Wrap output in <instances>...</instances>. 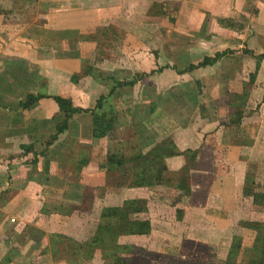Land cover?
I'll return each mask as SVG.
<instances>
[{
    "label": "crops",
    "instance_id": "crops-1",
    "mask_svg": "<svg viewBox=\"0 0 264 264\" xmlns=\"http://www.w3.org/2000/svg\"><path fill=\"white\" fill-rule=\"evenodd\" d=\"M132 15L142 23L155 22L165 29L158 36L159 48L145 50L148 40L143 39H149L151 32H135ZM119 21L129 26L123 38L128 41L126 45L130 44V52L140 49L147 60L134 62L135 73L130 72V78L119 77V70H123L120 62L106 67L104 60L96 58L100 56L96 52L100 40L104 44L115 40L112 32ZM105 27L109 28L105 39L85 40ZM139 40L143 43L134 48ZM204 59L209 60L207 65L198 67ZM13 60L22 61L19 68L11 66ZM83 60L89 61L94 74H82ZM9 70L25 77L22 86L12 85L9 75L5 78ZM135 74L145 75L128 89L139 82L148 83L146 93L145 87L141 89L144 111L127 115L131 113L125 103L129 93L123 92L127 88L122 89L116 99L124 101L126 122L112 133L113 137L92 138L90 117L75 114L68 120L66 131L46 147L59 118V107L49 97H61L73 107L86 110L107 93L112 77L128 81ZM0 75L4 78L0 82L1 264H107L98 253L90 261L75 263L67 256L54 259L42 251L51 234L73 235L76 241L79 237L85 241L86 233L95 234L97 223H89L86 217L96 209L112 207L105 203L107 193L100 198V209L94 204L99 201L96 189L106 186V155L118 153V149L125 157L132 153V148L128 151L117 138L123 131L131 135L130 140L142 154L173 135L181 151L198 149L199 155L197 167L189 172L188 193L171 187L167 194H161L159 187L120 191L124 194L120 205L127 200L146 201V211L134 217L148 221L150 233L119 237L117 253L127 256L129 264L135 262L130 254L119 251L121 247L129 251L139 248L145 258L147 253H160L157 264H208L213 259L230 262L228 249L233 238L228 243V236L226 251L220 257L221 237L215 244H208L210 249L213 244L220 249L213 256L208 255L209 248L205 255L189 245L192 255L174 242L168 245L162 239L169 227L164 216L172 210L168 214L175 221L170 227L176 235L181 232L177 229L180 225L201 228L181 224L187 215L204 211L207 216H224L220 204L206 203L204 207L203 199L212 193L235 196L232 189L237 187L232 185L237 183L242 165L246 167L254 160L253 153H264V0H0ZM73 75L79 76L76 83L71 80ZM93 78L102 88L97 94V86L95 91H87V86L96 85ZM28 93L44 98L30 111L15 108ZM151 102L157 103L152 112L148 109ZM238 111L239 124L228 127L229 119ZM191 128L204 130L197 144ZM208 143L211 147L206 151ZM203 150L215 151L213 164L203 165ZM229 162L236 171L232 169L230 176H216L218 169L229 166ZM238 191V199L253 204L251 197H242ZM74 222L77 225L72 226ZM221 224V220H212L205 230L212 236L225 230ZM255 237V231L243 228L232 263H248L254 255L251 249Z\"/></svg>",
    "mask_w": 264,
    "mask_h": 264
},
{
    "label": "trees",
    "instance_id": "trees-1",
    "mask_svg": "<svg viewBox=\"0 0 264 264\" xmlns=\"http://www.w3.org/2000/svg\"><path fill=\"white\" fill-rule=\"evenodd\" d=\"M35 2V0H29ZM108 27L102 28L93 35H88L86 41H99L100 37L105 39L108 36ZM103 43L100 40L98 47ZM104 44V43H103ZM209 60L204 59L198 67L207 65ZM12 67L19 68L22 61H10ZM14 65V66H13ZM92 66H89L88 60L82 61V74L88 75L92 72ZM161 69H158V72ZM4 74V73H2ZM153 74V73H150ZM6 75H9L12 80V85L22 86L25 77L19 74H15L13 70L9 72L5 71ZM145 74H135L131 80H117L113 77L111 80V86L106 88L107 93L100 95L94 102L91 108L86 110L75 108L72 106L69 100L63 99L58 96H52L53 101L59 107V118L55 125V133L50 136V140L46 143V147L50 146L58 137V135L64 133L67 129L68 120L75 114H87L90 117L91 123V137L100 139L104 137L111 138L113 132L118 130L123 124H125V111H117L109 100L117 98L118 94L121 93L124 88H132ZM79 76L73 75L71 77L72 82L76 83ZM1 79V75H0ZM1 82V81H0ZM44 98V96L26 94L23 99L17 102L18 108L22 111H30L37 105L38 101ZM158 98V96H157ZM156 98V99H157ZM154 101V100H153ZM112 103V102H111ZM156 102H151L149 110L152 112L156 108ZM239 113V114H238ZM241 114L238 111L235 117L229 119L227 126H234L239 124ZM221 126H226L221 124ZM179 148L176 140H171L169 137L159 142H156L150 150L142 154L138 146L132 147V153L125 157L123 152L118 149L117 152H108L106 155L105 166L107 171L110 169L120 170L126 163L132 161L136 157L143 158L144 168L143 171L138 175L132 173V181L129 183H121L120 186H127L129 188L134 187H171L182 193H188L189 191V172L195 169V163L198 160L199 150L185 149L178 152ZM117 151V150H116ZM188 156L190 164L187 162L177 171V180L175 182L172 178L164 177L169 172L167 168V160L173 159L175 156ZM193 160V161H192ZM48 164H46L47 166ZM262 185L257 182L252 176L247 175L245 183L241 191L242 197H251L254 204H264V191L261 189ZM146 211V201L142 199H134L125 201L121 207H103L99 219L100 224L96 229L94 236L87 243L78 242L72 238H68L64 235L51 234L48 236V245L44 248L42 253L50 254L52 258H64L67 256L75 263L81 261H90L94 254L98 253L101 255V259L107 264H129L127 256L120 255L117 253V240L121 236H132V235H148L150 233V223L148 221H141L135 218L137 214ZM131 217V218H130ZM241 223V222H240ZM239 223V225H240ZM244 228L251 229L256 232L254 239L251 255L247 264H264V231L259 227H264L259 223H241ZM43 234L39 235L41 238ZM240 248L239 237H233L230 246L228 260L226 264L232 263L235 253ZM149 255V254H148ZM1 264V263H0Z\"/></svg>",
    "mask_w": 264,
    "mask_h": 264
},
{
    "label": "rangeland",
    "instance_id": "rangeland-1",
    "mask_svg": "<svg viewBox=\"0 0 264 264\" xmlns=\"http://www.w3.org/2000/svg\"><path fill=\"white\" fill-rule=\"evenodd\" d=\"M151 11V10H150ZM153 13L156 14V8L154 7ZM131 20H133V27L134 30H136L135 32H138L140 35L144 34V33H148L151 32V36L149 35V39H143V40H148L146 41V48H149L150 50H155L157 48L160 47V39H158V36H160V34H162V32L165 33V29H162L155 23V22H146V23H142L140 22V20H138L136 17H133V15L130 17ZM139 21V22H138ZM138 22V23H137ZM126 22L123 21H119L116 24V27L113 28V32L114 36H115V40L109 41L108 40V44H102L99 47V50L96 52H99L98 54L100 55L99 57H96L97 59L100 60H104V65L106 67H109L111 64H118L120 62V67H123V70H119L120 71V75L119 77H123L124 76L126 78H130L132 74L135 73V66H134V62H145L147 61L146 59H143V56L141 55V50L140 49H136V50H132L133 54L130 52V48L128 47L129 45L127 44V40H124L123 38V34L125 32V30L129 27L128 24H125ZM136 25V26H135ZM127 27V28H126ZM130 30V29H129ZM134 41H132L133 43ZM143 42L139 41H135L134 42V48H138L135 46V44H141ZM105 51V52H104ZM148 56V55H147ZM146 57V56H145ZM131 58V60H130ZM96 59V60H97ZM93 60V59H92ZM92 64V63H90ZM94 64V63H93ZM16 66V64H14ZM12 66V65H11ZM14 66V67H15ZM98 72H101V75H104V72L100 71L98 69ZM131 72V73H130ZM92 74L93 71H92ZM147 76V75H146ZM7 78V77H6ZM2 79L4 80L3 76H1L0 81L2 82ZM93 82L96 83V85H90L87 86V91H95V87L97 86L99 88L96 89V94L98 93L100 88L98 82L96 81V79L93 78L92 80ZM105 81V80H103ZM140 84L135 86V88L133 89H125L123 90V92H127L129 93L125 99V103H128L129 106L131 107V113L129 112L127 115H135L134 113H140L141 111H144V105L141 103L142 100V93H141V89L142 87H145V91L144 93H146V87H147V82L142 83L139 82ZM107 91V90H106ZM122 92V93H123ZM120 99V98H119ZM121 100V99H120ZM110 104H112L114 106V108L118 111L123 110V108L125 107L122 103H124V101L122 100L121 102L116 99L113 98L111 100H109ZM112 102V103H111ZM149 109V107H148ZM132 121V119H130ZM128 121V125H129ZM130 126V125H129ZM199 131L194 130L193 128H191L192 133L195 135V137L197 138V141L195 142L197 144V142H199V140H201V138H203V134L204 130L203 129H198ZM202 132V133H201ZM127 132H118L119 135H117L118 140L120 139V143L123 146L124 144L126 145V149H129L134 147V140H130V134H127ZM130 133V132H128ZM111 137H113V135H111ZM115 137V136H114ZM122 137V138H121ZM168 138V137H167ZM171 140H176L175 137H173V135H171V137H169ZM204 143V142H203ZM201 147V146H200ZM211 147V144L208 143L207 144V149L206 151ZM121 148V147H120ZM123 149V148H122ZM177 149V148H176ZM204 149V146H203ZM182 149L178 148L177 151L180 152ZM184 150V149H183ZM205 150H203V153L205 154V161L203 162V165H208L209 163L213 164V162H215L217 155H215V151L213 152H206ZM220 153H225L224 151L220 152ZM264 153H253V157L254 160L251 159L250 161H248L247 166L245 167V165H242L241 167V172H238V177L236 180V184L232 185L235 186L237 188H233L232 192L235 196H233L232 194L229 195H224V196H216V193H212L211 197L207 196L206 199H203V206L207 207L208 204H214V205H219L220 207L223 208L224 211V216H219V215H215V216H207V214L204 213V211H199L200 213H198L197 215L194 216H189L187 215L186 217H183V220L181 222V224H190V225H198L201 228H186L185 226H177L178 230H181L179 235H176L175 233H172L171 230L172 228L170 227L172 223H174L175 220H173L172 217H169L171 214H168V212L171 211H167V214L164 216L165 217V222L167 223L166 225L169 226L168 228V232H164L165 237H163L162 239L164 241H166V243H168V245H172L173 242L175 244V246H180L181 249L183 251H187L189 253L192 254L193 249H190L188 246L189 245H193L196 246L198 251H200L201 253L207 255V252L205 251L206 249L209 248L208 244H212V242L215 244L216 240L221 237V242H220V247H222L221 252L217 255L218 257H220V255H222L225 251H226V247L224 245H226L227 243V236H228V243L231 240V238L233 237H240V235L242 234V230H243V226H241V223H247V222H251V223H259L260 225H264V204L259 205V204H251L249 205L246 201V203L243 200L238 199V195H239V191L243 189L244 183H245V178L247 175L252 176L257 182H260L262 185V190L264 191ZM127 155L129 156V152L127 153ZM127 156V157H128ZM193 161V160H192ZM190 164V160L188 159V156L186 158L185 156H178V157H174L173 159L169 160L167 162L168 166V170L169 172L167 174H165L164 177L168 178H172V180L175 182V180H177V171H175V169L181 168V166H183L186 163ZM222 162V161H221ZM144 160L143 158H134L132 161L126 163L123 167L120 168V170L117 169H112L111 171H106L107 174V178H106V186H102L96 189V195H98L99 201H94V204L100 209L101 205H103V201L100 198H103L105 196V194L107 193V198L105 203L107 205H112V207L117 208V207H121L122 205H120L121 201L123 200L124 194H122L123 188H129L126 185L125 186H120L122 185L121 183L125 184L126 182L129 183L132 181V173L138 175V173L143 171L144 168ZM195 168L198 165V160L195 163ZM219 165V163H218ZM206 168V167H204ZM209 168L207 167L206 170H208ZM232 169L236 168L235 166H233V164L231 162H229V166H226L225 168H221L218 169V173H216V176L219 177L221 176V174H225V175H232L231 171ZM205 170V169H202ZM211 170V169H209ZM238 170V169H237ZM207 172V171H206ZM242 172L244 173L242 174ZM204 175V173H202ZM117 188V189H116ZM136 188V187H134ZM153 188V187H152ZM162 192L161 194H167L168 188L170 187H163L160 186L159 187ZM241 188V189H240ZM238 189V190H237ZM91 193V192H90ZM89 193V194H90ZM115 196L112 198L110 195H114ZM95 195V196H96ZM125 201H123L124 203ZM122 203V204H123ZM119 204V205H118ZM118 205V206H116ZM152 207H154L152 205ZM254 208V209H252ZM215 209V208H212ZM102 209L98 210L96 209L95 211H91L90 214L88 215V217H86L87 220H90L89 223H92V220H95V225L97 223V227L99 226V222L100 219L99 217H97L99 215V213L101 212ZM242 210V211H241ZM241 211V213H240ZM187 214H191V213H187ZM260 214H262V216H260ZM206 215V216H204ZM220 218H219V217ZM131 218V217H130ZM209 220H208V219ZM261 218V219H260ZM97 220V221H96ZM217 221V220H221L222 224L221 227L223 229H225L224 231H220L218 230L217 232H213L212 236L210 235V233L208 231L205 230V226L208 223H211V221ZM245 220V221H244ZM260 220V221H259ZM259 221V222H256ZM241 222V223H240ZM240 223V225H239ZM77 225L76 222L73 223L72 226ZM186 228V229H185ZM175 228V230H177ZM235 229V230H234ZM248 229V228H246ZM259 229L264 231V227H259ZM170 230V231H169ZM251 230V229H250ZM160 232H158L157 234H159ZM90 233H86L84 235L85 241L80 240L81 237H79L77 240L81 241L83 243H87L88 241H90V239L92 238V232L91 235H89ZM239 235V236H238ZM65 236V235H64ZM66 237L68 238H74L73 235H66ZM75 239V238H74ZM240 239V238H239ZM154 241H156V237L153 239ZM246 241V239H245ZM213 244L214 247H212L211 249H208V255L213 256V253H216L217 250H220L219 248L216 249L215 245ZM172 247V246H171ZM124 247L119 250L122 251V253L127 252L128 254H130L134 260L135 263L133 264H143L144 262H148L150 261V264H157L159 262V260H161V255L160 253H147V258H145L146 255H144V253L140 252L139 248L137 249H131L129 250H125ZM230 250V248L228 249ZM212 251V252H211ZM215 251V252H214ZM200 252H198L199 254H201ZM149 254V255H148ZM193 255V254H192ZM189 257V256H188ZM191 258V257H190ZM192 258H194L192 256ZM209 258V257H208ZM160 264V263H159ZM208 264H224V263H220V262H216L215 259H213V261H210Z\"/></svg>",
    "mask_w": 264,
    "mask_h": 264
}]
</instances>
